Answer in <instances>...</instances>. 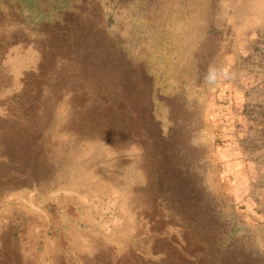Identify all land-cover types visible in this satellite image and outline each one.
<instances>
[{
	"label": "rangeland",
	"instance_id": "rangeland-1",
	"mask_svg": "<svg viewBox=\"0 0 264 264\" xmlns=\"http://www.w3.org/2000/svg\"><path fill=\"white\" fill-rule=\"evenodd\" d=\"M0 264H264V0H0Z\"/></svg>",
	"mask_w": 264,
	"mask_h": 264
}]
</instances>
